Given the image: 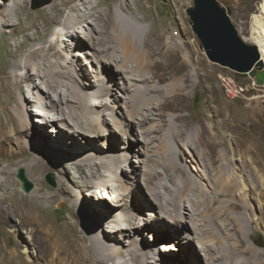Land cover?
Returning <instances> with one entry per match:
<instances>
[{"label":"bare ground","instance_id":"6f19581e","mask_svg":"<svg viewBox=\"0 0 264 264\" xmlns=\"http://www.w3.org/2000/svg\"><path fill=\"white\" fill-rule=\"evenodd\" d=\"M252 1L246 0L247 8L252 7ZM28 2L3 0L0 4V36H5L7 29L15 36V21L21 24L22 20H32L30 28L35 30L33 35L25 36L23 43L15 45L12 60L6 64V81L17 87L21 101L11 129L6 135L0 133V140H6V148L0 142V157L7 164L0 170V190L6 185V193L4 189L0 194V216L6 219V226L16 217L20 226L39 234L44 264H197L194 242L200 245L199 251L204 253L201 255H205L207 264H248L236 258L247 250H241L242 239L236 243L228 234L247 235L249 227L246 221L242 222L241 214L248 203L253 212L258 210L256 202L260 204L264 221V110L251 112L242 124L236 122V128L246 130L243 137L229 126V122L235 121L232 115L223 117L222 129L232 135L228 148L216 126L206 125L191 112L185 113L190 98L191 69L199 73L196 67L189 69V62L194 66L191 56L186 58L188 63L179 60L181 48L164 44L159 35L152 34L132 16L94 11L90 0H54L51 8L44 7L45 12L49 7L63 15L58 25L61 31L57 30L51 37L40 32L43 26L47 27V18L34 17L28 10ZM60 6L69 11L64 14ZM90 18L94 19L93 24ZM82 27L88 33L81 31ZM252 37L262 54L253 70L264 74V12L254 24ZM77 47L97 53L99 68L90 69L93 72L95 69L96 77L100 76L97 86L88 81L86 69L74 60L76 55L84 57L73 52ZM23 82L33 86L27 97ZM95 98L100 101L94 103ZM34 106L42 110L35 112L40 115L35 120L37 127L28 121V112H34L30 109ZM119 106L124 109L122 121L113 111H118ZM106 115L113 118L116 129L108 128ZM212 120V115H205L206 122ZM44 125L50 127L47 131L60 136V129L69 132L77 138V143L66 146L68 141L63 142L62 138L57 141L48 138ZM191 125L196 126L193 139H189ZM121 133L126 137V146L118 140ZM81 137L86 140L83 146L78 142ZM98 140L102 141L100 146L92 144ZM184 146L192 158V170L200 171L197 163L206 159L213 167L208 175L205 172L201 182L177 160ZM223 146L226 149H221ZM37 148L58 154L59 162L54 163ZM133 156L141 158L143 170L132 165ZM233 156L241 158L235 173L225 170ZM66 163L89 171L85 184L73 182L66 187L60 182L49 193L38 186L31 193L24 192L22 205L15 202L13 209L8 206L21 193L13 189L11 197L7 195V187L15 185V166L22 164L29 174L40 177L51 170L63 173ZM99 175L103 177L97 179ZM112 179L118 186L108 184ZM94 181L96 189L102 191L95 195L93 190V195L84 193L92 189ZM140 183L147 192L135 188ZM78 190L84 198L81 207H78ZM134 197L138 203L132 202ZM26 199L35 201V205H29ZM57 200L71 204L74 213L64 227L50 224L42 216L45 208H51ZM145 205L150 207L149 212L145 211ZM226 213L228 216H224ZM178 220L183 224H178ZM150 223L156 227L152 228ZM166 230L169 237L165 241L177 242V237L182 236L178 231L182 230L187 235L183 238L188 240L187 245H183V240V244L162 248L160 237ZM146 232H150L145 236L153 244L144 238ZM126 239L128 246L124 243ZM187 249V256L180 255ZM252 253L264 258V252L259 249ZM220 257L227 262L217 263ZM22 261L25 262L18 244L11 250L6 247V264ZM254 264H264V260L258 259Z\"/></svg>","mask_w":264,"mask_h":264},{"label":"rangeland","instance_id":"374dc122","mask_svg":"<svg viewBox=\"0 0 264 264\" xmlns=\"http://www.w3.org/2000/svg\"><path fill=\"white\" fill-rule=\"evenodd\" d=\"M33 1L34 0H29L28 10L30 12L32 11L31 13L33 14L34 17L43 15L47 18V27L45 28L44 26L43 27L41 26L42 28L41 29L39 28L40 32L49 33V36L52 37L54 32H56L57 30L61 31V28L58 27V25L61 22L60 20L63 19V15H61L59 12H55L54 10L50 9L54 0H49V3L47 5L37 9H34L32 4ZM40 1H46V0H40ZM90 1L94 11H98V12L101 11L103 15L107 14L108 12H114L118 16H132L139 22L143 23L144 27L147 30H151L152 34L154 33V35H159L162 38L164 44H169L174 47L181 48L182 52L179 55L180 61H184L188 63L189 60L186 58L187 56H191V60L194 66L189 62L190 64L189 69H191V66L193 68L196 67L199 75L197 74L195 69H191L192 80H191L190 88L188 89V91L190 92V98L188 100V109L185 110V113L189 114L191 112L194 117L198 116L201 119V121L204 122L206 125L209 124V126L211 127L216 126L220 132V135L224 138V141L227 144L226 147L228 148H230L231 146L232 135L229 132H226L224 129H222L223 128L222 122L224 119L223 117L225 115L228 114L232 115L235 121L229 122V126L236 129L237 135L239 137H243L246 135V130L243 128H236L235 124L237 121H240L241 122L240 124H242L243 120L248 118L249 114L253 111L259 113L262 110H264V85H263L264 83L262 85L258 84L255 77L258 74L253 69L252 72L254 73V76H251L249 73L248 74L237 73L236 71L231 70L228 67H224L210 61L205 50L201 45L199 38L192 29V21L186 11L188 8L194 5V0H90ZM217 1L228 13L230 20L238 30L240 37L245 41L247 45L251 47V49L249 50L250 60L252 62L254 61L255 64L259 59H261L262 54L260 53L261 52L260 47L257 46L256 43L254 42L252 34L254 32L255 22L262 16V13L264 12V0H253L251 8H247L246 0H217ZM2 3L3 0H0V4ZM47 6H49L50 8L48 7L46 9L47 12L46 13L44 7ZM59 10L61 12H64V14L69 11L68 8L62 6L59 7ZM90 22H92L93 24L94 19L90 18ZM15 24H17V32L15 36H12L11 29L6 30L5 36H0V133H4L5 135L7 131L11 129L12 121L17 114L18 105L21 103V101H19L20 95L17 87L8 84V82L6 81V64L12 60V57L15 53V47H16L15 45L23 43L26 40L25 36L27 34L33 35L35 33V30H32L30 28L31 27L30 25L32 24V20L30 21L22 20L21 24L18 21H15ZM81 31L88 33V31L85 30L84 27L81 28ZM245 39H248V41H246ZM150 45L152 46V43H149L148 47H151ZM141 46L144 47L143 43H141ZM73 52L75 54H84V57L76 55V57H74V60H78L79 63L82 64L83 67L86 69L88 73V81H90L92 84L96 86L97 84H100L101 81L100 76L96 77L95 75L96 73H94L95 69L94 72L93 70H90L93 69V67L96 68V70H98L99 68L98 64L96 63L97 53L92 49H88L87 47H77ZM170 60L173 61L174 58L171 57ZM87 61H89V63ZM86 62L87 64H85ZM91 65L92 67H90ZM21 73L24 75V72ZM228 76L233 78L237 85L245 88V93H243V95H240L239 97L234 99L227 97V95L225 94L222 80L223 77H228ZM95 79L98 80L94 81ZM22 88L24 89V96L26 95V97L27 95L31 94V92L33 91V86L29 82H23ZM99 101L100 100L98 98L93 99L94 103ZM112 104L113 106H115L117 105V102L115 103V101H113ZM121 104L122 102H118V105ZM31 108L34 109V112L31 110L30 112H28L29 113L28 121L30 124L34 125V127L35 126L37 127V122L35 120L38 119L40 115L35 114V112H41L42 110L41 108H38L36 106L30 107V109ZM117 110L119 112L113 109L114 115L116 118L122 121V117H123L122 113L124 109L123 107L119 106ZM205 115H212L213 120L206 122ZM106 119H108V123H107L108 128H110V130L116 129L112 122L113 118L106 115ZM57 124L60 126H64L61 122H58ZM64 124L67 125V122L64 121ZM44 126H45L44 133L48 138L55 141L62 138V140L64 139L63 142L68 141V143L66 142V146H70V142L77 143L76 140L77 138L72 137L69 132L60 129V131L62 132V136H60L56 133L47 131L48 129H50V127L47 125ZM194 128H196L195 125H191L189 128V132H190L189 139L190 138L193 139L196 137V129ZM127 129L130 132L132 130L131 127ZM124 136L125 135H123L122 133L120 136L118 135V140L120 141V145L122 146L127 145L124 142L126 141V137L124 138ZM100 139L104 141L105 138L101 137ZM102 141L98 140L95 143L92 142V144L95 146H100ZM0 142L6 148V140L1 139ZM78 142L83 146L86 140L81 137V139H78ZM186 148L187 147L184 146L183 152L181 155L177 156V160L182 166L186 168V170H188L191 173L192 176H194L196 179H198L201 182L203 178H205L206 173L208 175V172H210L213 167L209 162V160L206 159L203 161V163H206L208 169H206L205 166H203L204 164L202 162L201 163L199 162L197 164L200 165V171L192 170L191 168L193 163L191 161L192 158L190 157V154L188 153ZM223 148H225V146L221 147V149ZM37 150L40 153H46L48 156H50V158L54 161V163L59 162L57 160L61 158V157L59 158L58 154H55L54 152L51 153V151L48 149L43 150L41 148H37ZM194 157H196V159L198 158V154L195 152H194ZM132 160H133L132 165H134L136 168H140L142 170L144 169L143 164L139 163V160H141V158L133 156ZM240 164H241L240 156H233L231 163L225 168V170L228 172L235 173L237 169L240 167ZM6 165H7L6 159L0 157V170L2 169V167H6ZM23 167L24 165L20 164L19 166H15L13 168L15 169L13 174L15 185L7 187V195L10 197L13 194V189H16L19 192H21L17 195V198H12L13 202L10 201L9 203H7L8 206H10L12 209L14 207L13 204H15V202H17L19 205L23 204L22 199L24 196L26 197L24 192L31 193V191L38 186L43 187L45 193H49L54 191L56 187H58L60 182H64L66 184V187H70L71 183L73 182L74 183L76 182L78 183V185H81V184H85V180L90 176V173L87 169H83L76 165L68 164V163L64 165L63 173H60L56 170H51L44 172V174L40 177L32 176V174H29L26 171L25 167L24 169ZM3 177H5V175H3ZM100 177L103 176L99 175L97 176V179ZM95 181L92 184L93 185L92 189L89 188L85 190L84 193L89 192L90 194H92L94 192L95 195L98 193V191H102L96 189L97 186ZM108 184L111 186L114 185L118 186V183L113 181V179L108 180ZM136 186L135 188H137V190L139 189L142 192L146 191L145 188L143 187V184L140 183V185H138L139 187ZM213 187L215 186L212 185V188ZM204 188L205 187H202V190ZM4 189L6 193V185L3 186L2 190H0V194L4 193L3 191ZM207 190L209 191L210 188H207ZM120 192L123 193V191ZM78 193L80 195L79 198L80 203L78 207H81L80 206L81 202L82 203L84 202L83 200L84 198L82 196L83 193H81L80 190H78ZM86 197L87 199L93 200V197H89V195L88 196L86 195ZM229 198L230 197L228 196V199ZM235 198L236 199L239 198L238 195L235 196ZM137 199L138 198L134 197L132 202L138 203ZM25 201L26 202L29 201L28 202L29 205H35V201L32 202L31 199H26ZM256 205L258 206V210L256 211L254 210L253 212V209H249L250 204L248 203L247 207L244 209V211L241 214L243 216L242 217L240 216L242 222L246 221L245 224L249 227L247 235H243L240 232L228 234V237L229 238L231 237L230 240H233L236 243H238L239 238L242 239L243 248L241 247V250H245V249L247 250L244 252V254H240L241 256L237 255L236 258L239 257L241 258V260H245V262L248 264H254L255 262H257L258 259L259 261L264 260L263 257H257L256 254L252 253V251L256 249L257 250L259 249L260 252L261 251L264 252V224H263L264 221L262 222V210L260 208V204L256 202ZM145 207H146L145 211L149 212L150 207H148L147 205H145ZM78 214L80 215L79 212ZM42 216L43 218L49 220L51 222L50 224L64 227L67 221H70L71 218L74 216V213L71 204L68 203V205H65L62 202V200H57L54 202L51 208L49 209L45 208V210L42 212ZM224 216H228V213H226V215ZM179 222L183 224L181 220H178V224ZM150 225L152 226V228L156 227L152 225V223H150ZM173 229L175 230L176 228L174 227ZM175 231L177 232V230ZM147 233L148 235H150V232H146L144 233V238H146L148 242L153 244V242L150 241L151 239L145 236L147 235ZM178 234L182 235L180 237H177L178 242L180 243L182 242L183 244V240H184L185 243L183 245H187L188 240L183 239L185 232L180 230L178 231ZM167 235L168 232L166 230L163 236L160 237V245H162V248L166 245H170V244L172 245V243L170 242L175 241V240L165 241V239L167 240L169 237ZM140 236L143 238V234H140ZM124 243L126 244V246H128L129 245L128 239H126V242ZM15 244L19 245L20 251L23 253L24 256L25 262L22 261L20 264L45 263L43 245L41 244L40 235L36 234L35 231L32 230L31 228H24L20 226L19 220L16 217H13L6 226V219H1L0 216V264H6V247H8V249L11 250L15 247ZM199 246L200 245L197 242H194L193 254L194 256L197 257L196 259L198 263L196 261L195 262L197 264H207L205 260V255H201V253L203 252L199 251L200 249ZM250 248L252 250H248ZM188 252L189 249H187L186 252L185 251L182 252L183 254L180 253V255L187 256ZM175 253H176L175 255L177 256L178 253L177 252ZM175 255L173 256L175 257ZM226 262L227 261L221 257L217 261V263H226Z\"/></svg>","mask_w":264,"mask_h":264},{"label":"water","instance_id":"95a60500","mask_svg":"<svg viewBox=\"0 0 264 264\" xmlns=\"http://www.w3.org/2000/svg\"><path fill=\"white\" fill-rule=\"evenodd\" d=\"M48 3L49 0H34L32 4L37 9ZM186 11L210 61L237 73L254 76V61L250 60L249 54L251 47L240 37L228 13L217 0H194V5ZM255 77L259 85L264 83V74Z\"/></svg>","mask_w":264,"mask_h":264},{"label":"built area","instance_id":"2783aa9c","mask_svg":"<svg viewBox=\"0 0 264 264\" xmlns=\"http://www.w3.org/2000/svg\"><path fill=\"white\" fill-rule=\"evenodd\" d=\"M223 87L227 97L234 99L245 93V88L237 85L233 78L223 77Z\"/></svg>","mask_w":264,"mask_h":264},{"label":"trees","instance_id":"16d2710c","mask_svg":"<svg viewBox=\"0 0 264 264\" xmlns=\"http://www.w3.org/2000/svg\"><path fill=\"white\" fill-rule=\"evenodd\" d=\"M163 234H164V233H162V234H161V236H163ZM170 243H172V245H173V246H174V245H177V244H179V242H178V241H177V242H175V243H173V242H170Z\"/></svg>","mask_w":264,"mask_h":264}]
</instances>
